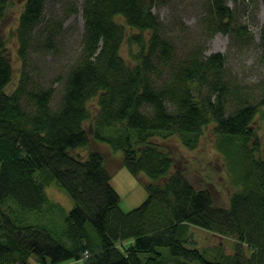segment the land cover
<instances>
[{"label":"trees","instance_id":"obj_1","mask_svg":"<svg viewBox=\"0 0 264 264\" xmlns=\"http://www.w3.org/2000/svg\"><path fill=\"white\" fill-rule=\"evenodd\" d=\"M239 1L202 0L196 33L179 15L168 22L154 12L171 0H86L82 11L77 0L23 1L20 55L28 48L38 56L55 39L64 42L74 27L66 21L80 11L84 31L75 60L54 77L63 87L60 104L51 100V86H29L30 70L21 74L14 105L0 90V129L11 131L6 143L0 135V264H29L32 254L45 264H221L182 244L193 224L208 229L209 239L233 238V250L226 246L238 264H264V138L254 124L264 113V82H246L223 52H206L217 32L249 44ZM244 1V12L255 13L258 2ZM7 2L0 0V19ZM124 45L133 64L121 55ZM6 51L0 35V85L10 75ZM90 119L97 143L121 149L120 165L149 179L147 198L128 211L109 182L102 151L92 150L84 162L62 152L87 143L83 127ZM208 131L234 187L228 206L195 189L157 141L174 137L192 150ZM52 180L74 199L61 230L46 224L53 218L38 221L52 217L44 193ZM128 238L133 242L120 248Z\"/></svg>","mask_w":264,"mask_h":264},{"label":"rangeland","instance_id":"obj_2","mask_svg":"<svg viewBox=\"0 0 264 264\" xmlns=\"http://www.w3.org/2000/svg\"><path fill=\"white\" fill-rule=\"evenodd\" d=\"M24 0H8L3 17L0 19V35L3 37L7 52L15 69L18 67L17 45L18 40L15 29L18 24V16L22 8ZM258 2L255 8V13L247 14L244 12L245 1L240 0L237 4L239 8L240 18L246 23L250 30L249 44H240L232 42L228 34L217 32L210 40L207 53L213 51H221L227 57V66L235 72L239 77L248 83L264 82V58L259 61L260 55L264 50V32H262V24L264 23V1L255 0ZM202 0H171L169 5L156 6L153 10L161 19L168 22L175 21L177 15L184 23L192 30V33L198 29L197 17L202 14ZM228 4L235 7L232 1ZM49 7H47L48 9ZM83 25V17L81 11L72 15L67 21L66 26H75L76 28ZM173 34H179L175 26L170 29ZM67 39L70 38V33L66 31ZM69 40V39H68ZM122 54L127 58V45L122 47ZM49 62L53 64L49 57L40 62ZM48 68L44 69L46 72ZM56 74V68L53 69ZM52 78L45 77V80L52 81ZM54 81H56L54 79ZM10 84L8 88L13 87ZM91 103V102H90ZM91 106L95 105L91 103ZM96 110V108H95ZM264 111V107L262 108ZM257 133L264 138V113H259L254 122ZM88 126V125H87ZM89 128V126H88ZM159 141L163 146L171 150V154L175 159L176 165L185 169V174L191 182L199 187H210L213 191V199L215 204L225 206L228 202L230 192L234 187L230 185L226 165L223 157L215 147V138L213 133L206 132L201 139L199 146L189 150L185 148L177 140L171 137L165 141ZM92 149H98L105 156L106 166L112 171V185L119 193L120 207L124 211H128L140 205L147 197L145 183L149 180L144 173L139 175L132 174L126 166L120 165V158L112 156L109 147L104 143H96L91 140ZM120 156V152L116 153ZM45 192L48 197L57 203V208L53 211L52 217L46 216L38 219V221L46 222L53 218L54 223L46 224L53 228L61 230L65 224V216L69 209L72 208L74 201L69 192L62 186L58 185L55 180L45 187ZM192 232L202 236L197 239L199 244H207L209 239V230L193 224ZM199 236V237H200ZM206 257L211 258V249L203 250ZM76 260L64 261L59 264H69ZM29 264H45L37 259L32 254L28 259ZM195 263V262H194ZM196 264V263H195Z\"/></svg>","mask_w":264,"mask_h":264},{"label":"bare ground","instance_id":"obj_3","mask_svg":"<svg viewBox=\"0 0 264 264\" xmlns=\"http://www.w3.org/2000/svg\"><path fill=\"white\" fill-rule=\"evenodd\" d=\"M76 3H77V6L80 8L81 11L83 10L84 7H86V0H77ZM157 4H158V6L160 5L159 2ZM43 11L45 13H48L47 8H43ZM68 30L71 33L70 35H72V36H70V38H68L69 40L66 39L64 42H60L57 39H55L56 42H55V45L53 46V48L50 50L42 51V54H40L38 56H34L28 48H26L25 52H23L21 55L18 54V48H19V43H18L17 55H16V59L18 61L17 69H15L13 67L12 61L9 57V54L6 51L5 54H6V57L8 59L9 66H10V75H9V79L7 78L4 83H1L0 90L9 97L8 102L11 103V105H14L16 103L15 101L18 100V84H19L21 74L23 73L24 70H30L32 72L33 78L29 82V86H31V88L37 90V89L41 88L42 86L43 87L51 86L52 88H51L50 98L53 101V103L57 105L63 101L64 94H63L62 85L59 84L58 82L54 81V79L52 81H47V80H45V77L52 78L53 76H57L60 72L65 73L66 69L71 64V62L75 60L76 53L81 47V35L83 34V31H84V19H83V25L82 26H80L78 28H76L74 26L73 28H69ZM39 32H40V29L36 30L35 34H37ZM15 33H16V29H15ZM63 34H64V30L60 35H63ZM64 36H62V37H64ZM55 47H56V49H55ZM121 50H122V48H121ZM120 52H121V55L125 59L126 62H128L129 64H133V62H132L133 60L129 56H127V58H126L125 56H123L122 51H120ZM26 54H27L29 60L25 64V63H23V60H25ZM46 57H49L52 61H54L53 64L50 65V63L46 62V61L40 62L38 64V60H45ZM54 67L56 68V74L53 71ZM45 68H48L46 70V72H44ZM64 68H65V70H64ZM13 82H14L13 87L8 88V86L10 84L12 85ZM17 103H18V101H17ZM8 122H10L9 124L11 125L12 120L10 118H8ZM87 125L89 126V128ZM83 130L86 133L87 138H88L87 143L83 146H76V147H71V148H68V146L65 145L63 148V151H62L64 154H66L68 156L72 155L74 158H76L77 160L82 161V162L86 161L88 156H89V153L92 150H94L90 146L91 140H93L94 142L97 143V141L94 137L95 123L93 122L92 119H90L86 123H84ZM7 132H8V134H11V131L8 128L5 131H2L0 129V135L2 134V136H4V134H6ZM5 139L8 140L4 136V138H3L4 142L6 141ZM3 141H1V142H3ZM109 149H110V152L112 153V156H115L116 158H120L121 159L120 161H122L123 152L121 149L116 150V149H112L111 147H109ZM118 152H120V156L118 154H116ZM107 169L110 173L109 182L112 185L111 181H112L113 169H109V168H107ZM36 176L39 177V179H42L38 175L37 172H36ZM189 182L193 185V187L195 189L208 190L210 193V196H211L212 203L215 204L214 199H213V191L210 187H199L196 184H194L193 182H191L190 180H189ZM46 186L47 185L44 186V193H45V196L47 199L46 202L51 207V213L53 215V211L57 208V203L55 201L51 200L48 197V195L46 194V192H45ZM112 187L116 191V189L113 185H112ZM116 193L118 194L119 199H121L119 193L117 191H116ZM147 195H148V193H147ZM229 198H230V196L228 197L227 206L229 204ZM73 201H74V199H73ZM192 228H193V225H190L189 229L184 231L181 235L182 244L185 247H187V248H194L195 247V249H197L198 251H201L205 257H206V255H205L203 250L204 249H211V258H208V257H206V258L215 259L217 262H219L221 264H238L229 255V249L233 250V246H234V242H235L233 238H227V236L218 235L216 238H212V239L207 238V244H202V243L199 244L197 242V239L199 240V238H201L202 236L198 235L195 232H192ZM210 234L211 233H209V235H208L209 237H210ZM226 240H227V242H226ZM132 242H133V238H128L126 240H123L122 242H119L118 246L120 248H124L125 246L131 244ZM226 245L229 247V249L227 248ZM72 260H76V259H71V260H67V261H72ZM71 264H82V263L79 262L78 260H76L75 262H73Z\"/></svg>","mask_w":264,"mask_h":264},{"label":"crops","instance_id":"obj_4","mask_svg":"<svg viewBox=\"0 0 264 264\" xmlns=\"http://www.w3.org/2000/svg\"><path fill=\"white\" fill-rule=\"evenodd\" d=\"M80 262V261H79ZM69 264H71V263H69Z\"/></svg>","mask_w":264,"mask_h":264}]
</instances>
